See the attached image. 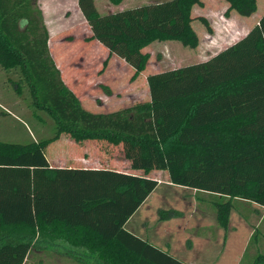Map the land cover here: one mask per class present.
I'll return each instance as SVG.
<instances>
[{
	"label": "trees",
	"instance_id": "trees-1",
	"mask_svg": "<svg viewBox=\"0 0 264 264\" xmlns=\"http://www.w3.org/2000/svg\"><path fill=\"white\" fill-rule=\"evenodd\" d=\"M108 1L119 6L125 0ZM226 2L228 13L241 17L258 10V0ZM203 5L165 0L102 15L95 0H78L88 41L108 53L104 67L117 57L134 70L133 79L146 70L150 56L143 50L154 42L199 46L192 12ZM201 21L212 32L208 20ZM51 41L38 0H0V68L15 76L8 80L16 95L56 126L48 139L0 142V264H23L6 253L26 249L30 255L65 251L78 264H187L127 228L158 181L113 169L52 167L43 148L62 137L127 144L144 159L158 153L172 185L210 197L198 203L213 209L225 232L234 209L247 220L253 205L264 209V15L209 60L149 75V101L110 113L82 106ZM172 215L162 210L160 220ZM261 223L243 256L257 251L256 242L264 250ZM256 257L255 264H264V254Z\"/></svg>",
	"mask_w": 264,
	"mask_h": 264
},
{
	"label": "rangeland",
	"instance_id": "rangeland-1",
	"mask_svg": "<svg viewBox=\"0 0 264 264\" xmlns=\"http://www.w3.org/2000/svg\"><path fill=\"white\" fill-rule=\"evenodd\" d=\"M162 1L165 0H127L121 6H114L108 0H95V3L98 11L105 15ZM38 6L49 28L51 53L62 70L63 78L77 93L82 106L92 113L116 112L149 101L146 84L149 75L209 60L243 39L264 15V0H258V10L250 18L238 17L234 11L228 13L229 5L225 0H204V5L195 6L192 12V26L199 37V46L190 49L175 41L154 42L143 50L150 56L146 70L133 79L134 70L117 57L110 59L108 66L104 67L108 53L99 43L88 41L90 28L81 14L78 0H38ZM202 18L208 20L212 32L202 23ZM11 77L15 76L0 71V90L11 88L14 93L0 95L1 102L13 111L11 105L19 99L18 110L14 113L20 121L11 119L14 123L10 121L11 125L6 129L13 136L9 143L29 144L37 138L52 137L56 130L54 121L45 112L31 109L29 99L16 95L8 80ZM7 123L9 121L5 120ZM43 152L56 167L113 169L157 180V189L127 228L187 264H255L256 256L264 254L256 242L257 251L253 254L250 250L243 256L253 229L263 221L259 214L245 220L239 215V210L234 209L225 232L218 226L213 209L208 204L198 203V199L207 201L210 197L172 185L156 152H147L149 158L144 159L141 151L127 144L112 146L91 141L77 144L67 137L48 144ZM162 210H173L176 215L161 221ZM245 210L240 211L246 213ZM259 230L264 235V223ZM36 251L30 255L26 249L8 252L6 256L19 259L23 264H78L76 258L65 251Z\"/></svg>",
	"mask_w": 264,
	"mask_h": 264
},
{
	"label": "crops",
	"instance_id": "crops-1",
	"mask_svg": "<svg viewBox=\"0 0 264 264\" xmlns=\"http://www.w3.org/2000/svg\"><path fill=\"white\" fill-rule=\"evenodd\" d=\"M126 1L127 0H125L122 4L124 5V3H126ZM226 1V0H225ZM121 4V5H122ZM147 4H150V3H147ZM147 4H141V5H138L137 7H139V6H142V5H147ZM152 4V3H151ZM121 5H119V6H121ZM229 5V4H228ZM79 7V6H78ZM40 8V7H39ZM126 9H128V8H126ZM126 9H122V10H120V11H123V10H126ZM40 11H42V10H40ZM235 12V11H234ZM236 13V12H235ZM237 14V13H236ZM264 14V13H263ZM42 15H43V12H42ZM238 15V14H237ZM263 16V15H262ZM262 16L259 18V21H260V19L262 18ZM238 17H239V15H238ZM252 17V16H251ZM243 18H246V17H243ZM250 18V17H249ZM259 21H258V23H259ZM49 29V28H48ZM51 36V35H50ZM0 71H3L1 68H0ZM8 91V92H7ZM3 93H5V94H14V93H12V89L11 88H8V89H6V91H3V90H0V95H3ZM13 99V98H12ZM16 100V102L14 101L13 103H12V109H13V111L10 109V108H8L6 105H4L1 101H3V99H2V97L0 96V142H9L11 139H10V137H13V136H11L12 135V133H9V132H7L6 131V129L7 128H9L10 127V121L12 122V123H14L11 119H14V120H16V121H20L19 120V118L17 117V115L14 113V110H18V107H19V104H18V102H17V100H19V99H15ZM9 106V105H8ZM5 120H8L9 121V123H7V124H5ZM8 140V141H7ZM34 140V139H33ZM35 142H37V141H40V139H36V140H34ZM33 141V142H34ZM49 161V160H48ZM50 163V162H49ZM50 165H51V163H50ZM52 167H56V166H53V165H51ZM57 167H65V166H57ZM253 209H254V214H259V216L261 217V220L262 219H264V209L263 210H260L261 209V207H259V206H257V205H253ZM243 219H245L241 214H239ZM245 220H247V219H245ZM262 222V221H261ZM254 230L255 229H253V232H254ZM253 232H252V235H253ZM251 235V236H252ZM249 243V242H248ZM246 249L247 248H245V250H244V252L246 251Z\"/></svg>",
	"mask_w": 264,
	"mask_h": 264
}]
</instances>
